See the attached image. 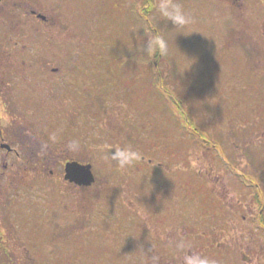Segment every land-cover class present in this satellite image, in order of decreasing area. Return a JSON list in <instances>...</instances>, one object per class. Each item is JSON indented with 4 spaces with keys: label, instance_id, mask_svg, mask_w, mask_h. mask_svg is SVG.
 <instances>
[{
    "label": "rangeland",
    "instance_id": "obj_1",
    "mask_svg": "<svg viewBox=\"0 0 264 264\" xmlns=\"http://www.w3.org/2000/svg\"><path fill=\"white\" fill-rule=\"evenodd\" d=\"M17 1L16 8L25 4L36 6L48 22L21 14L12 2L0 6V37L11 38L8 53L11 52L13 60L19 61L22 56L47 58L48 54L52 58L50 67L59 68L54 80L63 77L62 83H68L66 87L73 86L70 90L93 93V84H97L96 104L85 103L82 115L74 112L81 108L77 103L57 100L48 108L51 134L63 129L56 141L50 140L54 149L50 179L59 188L52 190L51 205L43 209L50 215H32L35 223L50 220L40 232L36 231L48 254L36 259L52 260L47 264L82 261L91 264L89 253L93 250L94 255L95 245L103 244L106 251L100 255L105 254L109 260L113 256L110 252L117 250L121 253L118 262H123V255L132 260L135 254L139 259V248L150 251L154 241L159 240L165 242L162 248L156 247L167 260L164 264H170L168 261L181 264V254L166 243L179 239L183 230H189L184 240L195 251L214 258L217 264H238V245H241L238 238L245 254L253 258L264 253V231L256 230L250 219L242 223L237 207L242 193L239 173L264 182L261 173L255 178L252 171L255 169L252 167L264 166V127L257 129L264 120V41L259 37L262 34L255 13L241 14L246 37L239 40L235 37L237 30H233L237 19L228 18V14H233L219 1L180 0L193 17L189 30L173 34L170 57L156 56L150 64L138 65L139 53L130 52L127 47L131 40L134 47L137 35L146 41L144 30L150 31L154 23L165 30L174 28L158 17L154 21L155 0ZM132 29L139 33L130 34ZM61 53L67 58L66 64L59 59ZM121 54L127 56L124 66L120 64ZM27 65V68L38 67ZM72 69L85 71L89 82L75 80L78 81L75 83ZM92 72L96 74L95 83ZM165 89L174 94L165 93ZM73 138L81 141L76 154L66 149L67 142ZM106 143L137 146L145 159L121 174L103 158L106 153L100 148ZM189 155H196L201 161L198 168L190 166ZM70 159L93 165L99 194L98 213L113 214L99 215L108 225L104 229L114 233L111 251L110 244L103 243L102 233L91 241L88 234L78 230V219L85 216L83 201L78 200L81 195L73 193L72 188L61 187L60 182L64 179V163ZM225 161L233 164L235 172ZM180 163L183 169L170 170L172 164ZM159 164H167L168 169L157 167ZM162 181L169 190L177 186L174 198L169 197L167 202L165 199L161 202ZM145 183L147 188L151 187L148 196L154 203L149 212L153 215L148 210L141 211L136 198V192ZM65 191L66 195L60 194ZM142 228L147 231L144 237ZM219 229L226 232L221 236ZM213 242L215 245L209 247ZM219 242H224V246Z\"/></svg>",
    "mask_w": 264,
    "mask_h": 264
},
{
    "label": "flooded vegetation",
    "instance_id": "obj_2",
    "mask_svg": "<svg viewBox=\"0 0 264 264\" xmlns=\"http://www.w3.org/2000/svg\"><path fill=\"white\" fill-rule=\"evenodd\" d=\"M217 1L226 7V11H229L228 13L231 15L233 14L232 16L228 14V18L235 17L237 19V27H233V30H237L238 32V36L235 37H238L239 40H243L246 37V29L241 27L242 19L240 16L245 11H253L257 18V24L261 27H259V31L262 36L259 37L263 38L262 41H264V0ZM9 2L13 3L14 8L19 6L17 0H0V6L3 7ZM25 5L28 6L24 7ZM25 5L16 9L21 11V14L23 13L28 17H38L39 20L48 22L47 17L45 18V16L38 13L36 6L33 4H30L31 6H29V4ZM10 39L11 38L5 39L0 37V264H47L52 260L48 262L36 259L37 256L41 258L48 254V249H45V247L43 248L45 242L41 243V241L37 239L39 233L36 231L40 232L41 227H46L50 220L48 218L46 222L37 221L35 223V221H32V215H50L44 212L43 209H45V205H51L50 199L54 193L52 190L59 188L56 182L53 184V181L50 179V176L53 174L50 159L51 155L54 154V149L51 148L50 145L51 132L49 113L51 114V111H49L48 108L57 100L67 104L69 102L77 103V106L81 108L75 109L74 112L77 116L80 114L82 115L83 109L89 102L96 104L97 84H93V93L84 90H81V92L70 90L73 86L66 87L65 85L68 83H62L64 80L63 77L54 80L53 75L59 72V68L50 67L51 63L49 60H52V58L49 57L48 54L47 58L31 57L29 59L22 56L19 57V61H14L11 52L8 53ZM59 59H62L63 61H61L66 64L67 58L65 54L61 53V58ZM27 64L30 66L37 64L38 67L27 68ZM16 65L18 67H16ZM22 65L24 67H22ZM76 70L72 69V75L76 77L74 81L79 80L82 82L85 80L89 82L88 78L85 79L88 77L85 71L80 69ZM67 71L68 73L66 76L70 79L69 70L66 69V72ZM93 72L91 74L94 75L93 82L95 83L96 74ZM77 82L78 81H75V83ZM78 86H80V84H78ZM91 93L93 100L90 95ZM88 97L89 99L87 100ZM85 103L87 105H85ZM62 114L65 115L64 110H62ZM263 127L264 120L261 121L257 129L260 130ZM172 155L174 156V154ZM70 160H67L65 163ZM174 166L175 165L172 164L170 170L174 171V169H176ZM249 166L252 167L250 164ZM157 167L167 168V164H159ZM252 168H255L252 170L255 178H258L257 175L260 173L264 176V166ZM238 177H240L241 184L239 189L242 192L237 202V207L240 209L241 222L243 223V221H248V219H250L251 224L256 227V230L260 229L264 231V182L259 181V178L250 179L242 172L238 174ZM60 182L62 184L61 187L72 188L73 193L81 195V198H78V200L81 199L83 201L85 212L82 214L85 216L81 215L78 219L79 232L81 231L83 235L88 234V239L91 241L95 240L99 233H102L104 238L103 243L110 244L108 247L111 251L113 248L111 242L114 241V233L112 230L110 231L108 229L106 231L104 229L108 225H105V223L100 220L99 215L113 214L110 212L103 214L98 213L99 204L96 202L99 196L98 186L96 187L97 180L95 179L91 185L88 186L80 185L66 179ZM146 184L147 183L142 185V188L139 189L140 191L138 190L136 192L134 190L137 193L136 198L140 201L139 208L145 213H147L146 210L149 212V207L154 203V200L149 198V193L147 195L144 194L147 189ZM160 184L161 188H164L161 202L169 197L173 199L174 194L177 192V186H172L173 190H169L165 187L164 181L160 182ZM157 187L158 185H156V188ZM90 191H93L95 195L91 194ZM134 191L131 190L132 193H134ZM156 191L158 192L159 189ZM152 193H154L153 190ZM60 194L66 195L67 192H60ZM77 204H79V202ZM130 211L129 213L132 214ZM113 229H115V226ZM213 229L216 230V228ZM242 230L243 227H241V231L239 232L241 237L243 235ZM146 232V228L141 229L142 237L145 236ZM219 232L222 236L226 232V229H219ZM188 234L189 230H183L179 239H185ZM204 235L205 234L202 233V236ZM38 237L41 236L38 235ZM173 241L175 240L173 239ZM162 242L163 241L155 240L153 248L150 251L146 250V247L139 248V259L135 258V254L132 260L130 256H127L125 259V256L122 254L124 257L123 262L129 261L126 264H156V262H158V264H164L167 260L164 259L161 249H156L158 246L159 248L164 246L163 243L165 242ZM238 242H241V245H238L240 251L238 264H264L263 252L252 258L243 251V244L240 238H238ZM222 243L224 242H219L220 245H223ZM166 244L172 248L174 247L171 241ZM97 245L99 244L95 245L96 250L94 255L93 250L89 253L92 259H88V261H92L93 263L91 264H96V256L98 260L100 259V262L107 261L108 264H115V262L116 264H124L123 262H118L119 257L117 260H114L112 256L111 259L107 260L105 254L100 255V253H104L105 250L103 244L100 245L101 247ZM214 245L215 243L213 242L209 247H213ZM100 262H98V264ZM168 262L170 264L174 263L173 261ZM80 264L85 263L82 261Z\"/></svg>",
    "mask_w": 264,
    "mask_h": 264
},
{
    "label": "clouds",
    "instance_id": "obj_3",
    "mask_svg": "<svg viewBox=\"0 0 264 264\" xmlns=\"http://www.w3.org/2000/svg\"><path fill=\"white\" fill-rule=\"evenodd\" d=\"M152 9L154 21L158 17L160 21L170 22L174 28L169 31L160 28L158 24L154 23L150 31L144 30V34L147 37L146 41L144 37L137 35L135 47L129 37L131 44L127 45V47L130 52L135 51L139 53L136 61L138 65L143 63L150 64L152 59L156 56L162 58L170 57L173 48V34H183L189 30L193 23L192 15L185 10L180 0H155ZM132 33L138 34L139 31L132 29L130 34ZM177 35H175V37ZM121 56L123 62L120 64L124 66L127 63V56L124 54H121ZM62 131L63 129H57L56 132L50 135V139L56 141L58 134ZM66 149L69 153H78L81 149V141L76 138L70 139L67 142ZM112 149L115 151H111ZM100 150L106 153L103 158L108 163V166L110 168L114 167L116 171L121 174L128 172L130 169L142 163L145 159L144 153L140 148L132 144L119 145L106 143L101 146ZM188 160L192 168H198L201 163L196 155H189ZM174 167L183 169V163L177 164ZM150 191L151 187L149 186L144 194L147 195ZM173 243L176 251L181 254V264H217L214 258H210L209 256L195 251L192 245L182 238L175 240Z\"/></svg>",
    "mask_w": 264,
    "mask_h": 264
},
{
    "label": "water",
    "instance_id": "obj_4",
    "mask_svg": "<svg viewBox=\"0 0 264 264\" xmlns=\"http://www.w3.org/2000/svg\"><path fill=\"white\" fill-rule=\"evenodd\" d=\"M65 179L80 185H91L95 180L91 165H82L79 162H68L65 166Z\"/></svg>",
    "mask_w": 264,
    "mask_h": 264
},
{
    "label": "trees",
    "instance_id": "obj_5",
    "mask_svg": "<svg viewBox=\"0 0 264 264\" xmlns=\"http://www.w3.org/2000/svg\"><path fill=\"white\" fill-rule=\"evenodd\" d=\"M159 86H162V85L160 84ZM164 92L168 93V91H167L166 89L164 90ZM168 94H170V92H169ZM170 95H171V94H170ZM244 114H245V113H244ZM249 117H251V116L248 115V118H249ZM200 135H201V134H200ZM203 141H204V140H203ZM204 142H205V141H204ZM141 144H142V142H141ZM143 146H144V145H143ZM58 236H59V235H58ZM138 252H139V251L137 250V253H138ZM111 253H112V255H113V259H114V260H117L118 257L121 255V254L119 253V251H117V250H116L115 252L112 251Z\"/></svg>",
    "mask_w": 264,
    "mask_h": 264
}]
</instances>
